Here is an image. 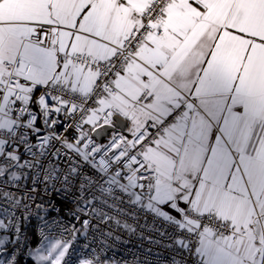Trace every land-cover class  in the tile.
Wrapping results in <instances>:
<instances>
[{
    "label": "snow or ice",
    "instance_id": "obj_1",
    "mask_svg": "<svg viewBox=\"0 0 264 264\" xmlns=\"http://www.w3.org/2000/svg\"><path fill=\"white\" fill-rule=\"evenodd\" d=\"M0 264H264V0H0Z\"/></svg>",
    "mask_w": 264,
    "mask_h": 264
},
{
    "label": "built area",
    "instance_id": "obj_2",
    "mask_svg": "<svg viewBox=\"0 0 264 264\" xmlns=\"http://www.w3.org/2000/svg\"><path fill=\"white\" fill-rule=\"evenodd\" d=\"M149 235H152V233H148Z\"/></svg>",
    "mask_w": 264,
    "mask_h": 264
}]
</instances>
